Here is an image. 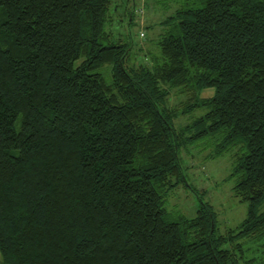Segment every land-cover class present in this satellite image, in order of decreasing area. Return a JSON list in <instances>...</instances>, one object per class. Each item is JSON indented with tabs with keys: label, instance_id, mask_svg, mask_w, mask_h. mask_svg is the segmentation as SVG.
Instances as JSON below:
<instances>
[{
	"label": "trees",
	"instance_id": "1",
	"mask_svg": "<svg viewBox=\"0 0 264 264\" xmlns=\"http://www.w3.org/2000/svg\"><path fill=\"white\" fill-rule=\"evenodd\" d=\"M153 1L176 4L159 54L128 65L114 0H0V264H264V0ZM197 142L233 151L247 211L224 235L206 203L164 208Z\"/></svg>",
	"mask_w": 264,
	"mask_h": 264
},
{
	"label": "rangeland",
	"instance_id": "2",
	"mask_svg": "<svg viewBox=\"0 0 264 264\" xmlns=\"http://www.w3.org/2000/svg\"><path fill=\"white\" fill-rule=\"evenodd\" d=\"M148 2L144 5V3ZM174 4V8H175ZM173 6L165 7L161 2L153 0H114L110 22L106 29L110 31L111 42L115 44L132 43L136 55L128 58V65L150 59L159 54L157 46L160 28L157 25L162 19L174 11ZM135 10V22L129 27L124 14ZM143 32L144 37L139 34ZM137 50V51H136ZM140 50V51H139ZM134 52V53H135ZM177 90V89H174ZM170 90L167 106L185 100L183 94ZM178 91V90H177ZM213 89L204 90L201 97H210ZM205 109H195L193 112L178 115L172 121V127L178 131L190 124L195 118L202 116ZM207 144L197 142L180 152L181 165L184 170L186 183H179L165 198L164 208L171 215H182L193 218L202 203L208 204L215 214L217 236L224 235L227 230L236 228L246 216L247 204L241 203L234 197V179L230 177L233 166V151L221 157L210 159ZM249 249V256H256L260 251H253L250 244H244ZM230 245H223L228 248Z\"/></svg>",
	"mask_w": 264,
	"mask_h": 264
}]
</instances>
